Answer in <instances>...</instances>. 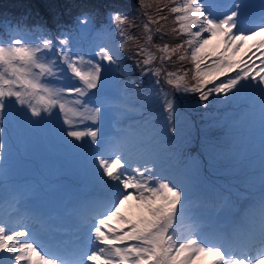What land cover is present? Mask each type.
Instances as JSON below:
<instances>
[{
	"label": "snow or ice",
	"instance_id": "snow-or-ice-1",
	"mask_svg": "<svg viewBox=\"0 0 264 264\" xmlns=\"http://www.w3.org/2000/svg\"><path fill=\"white\" fill-rule=\"evenodd\" d=\"M260 6L257 18L251 15L249 0H168L157 6V12L166 10L168 15L145 12L139 39L119 28L118 47L98 46L87 60L70 51L71 37L62 32L0 34V113L15 110L29 120L37 118L32 123L44 120L45 113L57 120L62 116L67 128H61V134L70 138L65 142L92 154L95 177L105 190L81 216V235L67 255L50 249L28 224L10 226L0 219V264H261L264 196L258 218L222 236H206L189 215L187 186L164 166L157 136L143 115V125L118 121L110 138L101 139L108 135L101 125L109 106L119 117L135 121L133 113L151 114L159 105L167 113L166 131L174 132L175 105L164 84L177 92L196 93L205 106L222 97L223 102L243 99L264 111V67L253 61L254 52L248 55L255 48L264 57V0ZM113 18L118 25L135 27L118 13ZM169 18L173 26L165 31ZM89 22L87 17L78 20L81 26ZM153 32L161 43L154 42ZM167 36L175 42L165 40ZM127 41L135 44L140 76L154 78L152 87L128 80L123 96H107L102 92L106 84L128 71L120 58ZM248 41L253 43L245 48ZM185 62L191 67L185 68ZM169 65L175 70L169 71ZM245 90L249 94L242 96ZM129 93L137 97L135 103L127 101ZM57 108L58 114L53 111ZM78 116L94 126L78 127L73 120ZM260 163L264 185V139ZM36 220L45 223L40 217ZM185 222L188 227L178 230ZM47 230L59 246L61 226L49 224Z\"/></svg>",
	"mask_w": 264,
	"mask_h": 264
},
{
	"label": "rangeland",
	"instance_id": "rangeland-1",
	"mask_svg": "<svg viewBox=\"0 0 264 264\" xmlns=\"http://www.w3.org/2000/svg\"><path fill=\"white\" fill-rule=\"evenodd\" d=\"M7 0H0V8L3 12L0 15H10L17 14L19 12H27L35 16H40V10L36 9L34 11L30 10L28 7L31 0H17L12 1V4L7 6ZM43 5L49 6L51 11L56 16L64 17L68 21H76L87 17L89 21L98 22L99 19H104L107 31L110 26H115V30L108 32L104 36L100 37L98 40H92L95 42L91 47L85 49V60L94 56V52L98 46H107L111 48H117L118 43L121 41L119 35V28H124L125 32L136 38H140L144 32L143 24L147 21L148 15H168L167 11L157 12V6L161 7L162 1L168 2V0H39ZM143 3V7L141 4ZM252 5L250 9L251 15L257 18L261 14V0H249ZM97 6H114L116 7V14H120L122 17H127V20L134 24L135 27H130L127 25H118L114 20V14H103L95 17L90 16H76L71 18L72 10L76 7H96ZM151 6V7H149ZM106 10V9H105ZM66 17V18H65ZM58 21V20H57ZM61 21V20H60ZM53 20L51 21V23ZM170 22V23H169ZM66 22L65 25H68ZM169 23V27L173 25L172 19L166 22ZM154 27V26H153ZM88 31L87 28L78 26L76 29H72L71 32L65 35L71 37L70 51L78 52L80 55L82 47H86V42L88 44ZM165 31L166 30L165 28ZM66 32V31H65ZM63 32V34L65 33ZM54 33L53 35H55ZM153 40L155 43H161L159 34L153 32ZM118 40L115 42L114 40ZM257 42L259 37L256 38ZM165 40L170 42H175L171 40L170 36L165 37ZM252 44V41H249ZM249 44V45H250ZM245 47V46H244ZM246 48V47H245ZM125 51L120 53V58L122 64L128 69L126 73H121L127 77H133L132 81L143 83L144 86H152V77H141L140 69L136 67L135 60L137 57L134 55L135 44L132 41H127L125 43ZM154 51V49H153ZM255 53L252 57L256 65L260 63L263 58H260V53L252 48L248 55ZM247 59V56L244 57ZM251 63V62H250ZM178 66V65H177ZM185 68H190L191 65L187 62L184 63ZM169 71L175 70V66L169 65ZM189 74V79H190ZM122 77V76H121ZM76 81H73V83ZM127 82V81H126ZM125 81L121 80L120 84H125ZM57 84L58 82L53 81ZM62 86V82H59ZM119 84V85H120ZM102 89V92L109 96L108 88ZM169 95L175 105V113L173 118V128L174 132L166 131L167 113H164L159 105H154L151 109V114L139 110L135 114H142L146 116L145 119L149 121L151 128L149 131L153 132L157 136L158 149L162 160L164 161V166L174 174L175 178L182 181L188 188L190 198L187 201V206L191 210L189 215L199 218L196 220L199 227L202 229L204 234L209 237H218L224 234L230 233L234 228L242 226L252 219L259 217L261 212V198L254 201L250 194H245L244 192H238L240 180H236L239 176L240 169L239 164L241 163L240 157L249 156L257 159V163L250 164L249 169L251 182L250 185L251 193L257 192V187H261V173H254V169H261V156L257 153L261 146L258 142L255 145L248 146V140L253 139L252 132H257L264 136V128L256 129L255 127L264 123V111L257 110L256 105L250 103H245L243 99L223 102V98L220 100H212L207 104V106L201 104L198 101V96L196 93H184L183 91L177 92L170 85H162ZM248 90L242 93V96L248 95ZM76 97L69 98L70 100ZM83 99V98H82ZM73 107L71 103L68 105ZM17 108L19 106H16ZM91 107V105H90ZM58 109V108H57ZM57 109L53 111L56 113ZM26 111V110H25ZM83 111V109H80ZM108 118L101 125L102 130H104L108 135L104 136L105 139L110 138V134L115 132L117 128V122L121 125H128L135 122L144 123L140 118H136L135 121L125 120L119 117L113 109L109 106ZM30 117V114H28ZM87 113H85V116ZM148 115V116H147ZM14 116H19L20 120L18 123L15 122ZM45 119L38 121L36 123L30 122V120H37V118H25L22 114H18L15 110L10 114L7 110L0 113V144L3 145L0 148V195L3 190L15 191L18 195L22 196L23 200L33 199L30 194L24 195L23 191L28 188L34 190L38 194L46 192L47 188L45 184L50 182L51 176L57 171L63 169V165H70L73 156V146L66 143V136L61 134V128H67V125L63 124V117L60 116L59 120L55 117H51V121L47 118L49 114H44ZM149 117V118H147ZM79 116L74 117L73 120L75 124L83 128L84 126H94L90 120L84 119L82 117L83 123L79 122ZM141 121V122H140ZM36 124L39 128H33L30 124ZM44 127V130L43 128ZM23 128V130H22ZM42 128V129H41ZM245 135V138L241 139V144H238V135ZM41 135V136H40ZM103 136L101 137V139ZM87 140V138H86ZM104 140V139H102ZM12 142L14 146L12 147ZM73 145H75L72 142ZM242 146L247 149H241ZM12 147V149H11ZM239 156H238V154ZM19 161L20 158L26 160V165L24 168H20L16 178H12V166L10 158ZM79 153H75L74 158H78ZM245 159H243L242 166L246 165ZM88 167L91 174L89 175V182L83 188L80 194L85 195L86 206L84 208H75L72 206H67L66 208L61 205L60 215L62 217H67L68 221H74L77 223L75 229H68L61 227V234L66 236H73L77 233L79 227L78 222L82 215L89 211L90 205H88V199L92 195L91 187L98 189L97 192L93 194L95 199H102L105 195V190L103 186L97 181L93 169V157L88 159ZM88 171L82 170V175H85ZM59 173H61L59 171ZM81 174V173H80ZM255 174V175H254ZM61 175V174H60ZM77 176V172L73 171L68 173V178L71 176ZM26 176L24 181L20 178ZM56 179V176L53 177ZM233 178V179H232ZM66 180V179H65ZM231 180V181H230ZM26 187L23 188V184ZM38 188H32L37 185ZM30 186V187H27ZM32 186V187H31ZM55 187V186H54ZM247 185L243 186L246 188ZM31 192L30 190L27 191ZM241 194V195H240ZM262 194L264 195L263 191ZM35 195V194H33ZM26 196V197H23ZM239 196V199L235 203L233 198ZM261 196V195H259ZM63 194L57 197L58 205H54L53 202L46 203L47 207L57 208L60 206L61 202L64 200ZM96 200V201H97ZM44 200L38 202L42 205ZM23 203L17 198L12 209H16L20 212L21 205ZM37 204V206H38ZM3 210H0V214ZM29 213V212H27ZM36 213V212H35ZM67 215H66V214ZM202 214L205 215L203 221L200 217ZM232 214V215H229ZM35 215V214H34ZM70 215H74L76 220H71ZM216 216L217 223L212 221L213 217ZM45 223L42 226L39 223L32 224L33 226L40 227L42 229H47V225L62 224V219L54 213H43L39 216ZM10 226H15L17 223H26L30 227L31 218H25L12 221L8 218H3ZM227 221L226 226L223 227V223ZM189 222L184 224H178L177 228L180 231H184L188 227ZM218 223L223 225H218ZM79 235L77 234V239ZM77 243L70 245L69 247L57 246V252L67 255L70 253ZM264 264V261L261 262Z\"/></svg>",
	"mask_w": 264,
	"mask_h": 264
},
{
	"label": "trees",
	"instance_id": "trees-1",
	"mask_svg": "<svg viewBox=\"0 0 264 264\" xmlns=\"http://www.w3.org/2000/svg\"><path fill=\"white\" fill-rule=\"evenodd\" d=\"M12 1H17V0H7L6 1L7 6L9 4H12ZM164 4H166V2L162 1L161 7H163ZM95 6L96 7H86V8L81 7V6L76 7V9L72 10L71 14H69V15H75V14L76 15H85V14H88L90 17H95L98 15H102V13L103 14H111V13L116 14L117 8L114 6H110V5L109 6H97V5H95ZM28 8L32 11H34L35 8L40 10V16L28 14L27 12H19L17 14H10V15H0V34H3L5 37H7L8 35L14 34V32H20V33L27 34L26 32H31V33L32 32H38L39 33L41 31H46L49 29L54 30V28L56 29V31L68 29V28L62 26L61 22L59 21V20L68 21V19H64V17L62 18L60 16H56L55 14L52 13L51 8L49 6L43 5L39 0H31ZM0 12H3L2 8H0ZM52 20H53V22L51 23ZM70 23H71V21H69V24ZM169 23L166 25V30H170ZM72 24H74L73 21H72ZM76 27H78V26H76ZM90 28L91 29L105 30L107 28V25H106V22L104 21V19H101L100 21L94 23ZM125 50L126 49H124V51ZM116 75L119 77V80H110L107 83V85L109 86V88H108L109 96H116V95L123 96L122 90H123L124 84H120L121 80L126 82L128 80L133 79V77H127L126 75L121 74V73H117ZM57 85L61 86L60 83H57ZM145 87H152V86H145ZM105 88H107V86H105ZM132 95H134V94L129 93L127 98H129ZM127 101L129 103L134 102L131 100L129 101L128 99H127ZM56 113L57 114L59 113V109H57ZM47 119L51 121L50 116ZM30 126L33 128H39V127H37L36 124H32V123L30 124ZM42 128L44 130V127H42ZM238 180H240V182H242V178L238 179Z\"/></svg>",
	"mask_w": 264,
	"mask_h": 264
}]
</instances>
